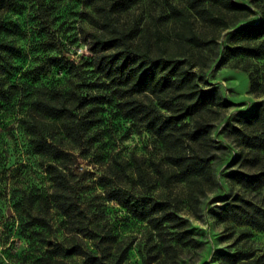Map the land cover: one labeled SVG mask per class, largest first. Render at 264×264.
I'll use <instances>...</instances> for the list:
<instances>
[{
	"label": "trees",
	"instance_id": "obj_1",
	"mask_svg": "<svg viewBox=\"0 0 264 264\" xmlns=\"http://www.w3.org/2000/svg\"><path fill=\"white\" fill-rule=\"evenodd\" d=\"M16 1L0 0V11ZM86 1L98 15L93 21L99 31L89 34L92 56L84 66L107 83L117 111L149 133L164 158V162L146 161L131 155L114 164L109 160L100 184L108 200L147 224L163 256L174 263L185 245L182 241L188 239L179 211H197L201 199L215 187L211 132L225 107L217 89L201 90L195 69L208 66L217 49L218 32L247 19L252 11L235 0H180V4H168L170 28L162 31L114 24L121 12L141 0ZM256 1L260 2V20L231 33L226 49L229 58L264 56V0ZM251 88L255 91V82ZM30 89L28 92L22 84L9 83L0 76V104L29 100L20 119L22 131L51 182L49 194L24 191L15 204L16 211L22 230L37 235L38 230L50 227L49 211L55 209L70 226L64 241L71 242L64 251V242L53 245L43 238L46 248L37 264H51L49 253L82 256L88 264H106L109 258L111 264H122L125 252L113 247L117 244L99 236L97 227L86 231L79 225L84 211L72 186L71 151L91 146L99 98L91 92L80 94L74 82L67 90ZM237 124L235 141L247 150L239 157V164L246 173H234L230 178L242 188L264 189V161L255 155L264 151V106L239 116ZM56 135L70 148L58 144ZM123 176L127 186L121 182ZM178 184L183 186L182 194L167 197L165 191ZM229 209L234 220L244 219L256 229L264 224V208L249 201L238 198ZM171 231L178 238L171 237ZM82 237L88 239L89 246ZM223 260L226 264H264V253L237 252ZM155 261L145 260L144 264Z\"/></svg>",
	"mask_w": 264,
	"mask_h": 264
},
{
	"label": "rangeland",
	"instance_id": "obj_2",
	"mask_svg": "<svg viewBox=\"0 0 264 264\" xmlns=\"http://www.w3.org/2000/svg\"><path fill=\"white\" fill-rule=\"evenodd\" d=\"M251 9L252 14L237 25L218 32L217 49L206 68L195 70L201 90L217 89L225 107L214 122L211 132L213 145L212 171L215 187L201 199L197 211H179L185 222L188 239L174 263L163 256L160 244L147 224L130 216L116 202L107 199L100 176L109 162L130 159L164 162L155 139L146 131L123 118L115 108L111 89L84 63L92 55L88 51L89 34L98 32L95 9L86 0H18L0 11V76L9 83L30 88L44 86L49 90H67L74 82L80 94L94 93L97 122L87 150L71 151L73 159L72 186L75 200L84 211L79 225L112 240L113 247L125 252L122 264H226L223 257L237 252L264 253V224L256 229L244 219L234 220L230 207L238 198L264 208V189L242 188L231 180L234 173H246L239 157L247 150L238 146L234 130L239 116H246L259 105L264 106V56L248 58L226 55L227 40L232 32L260 20V4L256 0H235ZM168 4L180 0H141L121 12L117 25H138L149 30L170 28ZM252 82L256 89L252 90ZM90 84V85H89ZM22 95V94H21ZM28 99L0 104V264H37L45 252L42 239L53 245L64 242L70 226L55 210L49 211L50 227L37 235L22 230L16 203L27 190L49 194L51 182L42 172L40 160L30 149L22 131V114ZM56 135L54 140L70 148L66 140ZM264 161V151L255 152ZM122 184H128L126 176ZM182 185L171 186L165 195L170 199L181 195ZM171 237L178 238L175 231ZM87 246L88 239L81 238ZM98 239V238H97ZM190 239V240H189ZM189 240V241H187ZM115 253V252H113ZM119 253H115V257ZM51 264H88L82 256H61L49 253ZM111 259H107L106 264ZM40 264V263H38Z\"/></svg>",
	"mask_w": 264,
	"mask_h": 264
}]
</instances>
